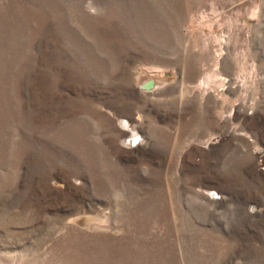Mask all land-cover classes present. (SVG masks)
I'll use <instances>...</instances> for the list:
<instances>
[{"label":"rangeland","instance_id":"1","mask_svg":"<svg viewBox=\"0 0 264 264\" xmlns=\"http://www.w3.org/2000/svg\"><path fill=\"white\" fill-rule=\"evenodd\" d=\"M0 264H264V0H0Z\"/></svg>","mask_w":264,"mask_h":264},{"label":"water","instance_id":"2","mask_svg":"<svg viewBox=\"0 0 264 264\" xmlns=\"http://www.w3.org/2000/svg\"><path fill=\"white\" fill-rule=\"evenodd\" d=\"M154 86H155V81L154 80H149V81H147L145 84H144V88L145 89H152V88H154Z\"/></svg>","mask_w":264,"mask_h":264},{"label":"bare ground","instance_id":"3","mask_svg":"<svg viewBox=\"0 0 264 264\" xmlns=\"http://www.w3.org/2000/svg\"><path fill=\"white\" fill-rule=\"evenodd\" d=\"M126 137H129V138H132L131 139V142L132 143H136L138 140H137V137H136V135H133V134H131V133H128L127 135H126ZM128 140V139H127ZM130 142V141H129ZM129 144V143H128ZM132 145V144H131Z\"/></svg>","mask_w":264,"mask_h":264}]
</instances>
